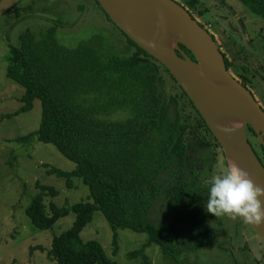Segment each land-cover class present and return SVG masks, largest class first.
Instances as JSON below:
<instances>
[{"label":"trees","instance_id":"16d2710c","mask_svg":"<svg viewBox=\"0 0 264 264\" xmlns=\"http://www.w3.org/2000/svg\"><path fill=\"white\" fill-rule=\"evenodd\" d=\"M241 1L264 18V0ZM197 2L182 5L195 19ZM205 12L199 11L200 16ZM58 27L59 23L37 34L28 29L18 45L10 44L7 77L24 89L22 107L14 115L31 111L35 100L43 108L39 129L17 142L36 139L56 146L76 169L45 165L48 173L66 179L70 188L74 178L82 179L91 200L48 205L47 198L60 192L37 182L39 193L26 210L36 227L51 229L71 213L76 219L54 237L50 250L35 249L47 252L54 264H116L99 241L82 237L99 211L113 230L114 255L119 228L149 234L144 247L129 254L143 257V264H152L146 250L153 244L175 262L181 253L213 247L221 223L201 229L215 216L206 210L210 184L202 173L209 159L217 162L225 153L193 102L169 71L121 30L137 47L126 56L116 54L106 41L66 46L58 39ZM262 32L264 39V25ZM180 46L195 60L186 46ZM228 65L234 74L252 81L257 75L239 58L227 64L229 69ZM169 84L178 92L168 93ZM122 110L129 113L127 118L109 119Z\"/></svg>","mask_w":264,"mask_h":264},{"label":"rangeland","instance_id":"374dc122","mask_svg":"<svg viewBox=\"0 0 264 264\" xmlns=\"http://www.w3.org/2000/svg\"><path fill=\"white\" fill-rule=\"evenodd\" d=\"M181 5L188 0H174ZM193 9L196 19L222 43L229 58H239L257 74L255 97L264 107V39L260 36L264 18L254 14L241 0H197ZM199 11H206L200 16ZM59 23V41L74 47L82 40L95 43L106 41L120 56L137 50L128 38L109 19L96 0H23L0 17V264H54L47 252L35 249L43 246L50 250L56 235L72 227L76 214L63 217L51 229H40L26 214L39 191L37 182L54 186L60 195L48 197L47 204L55 202L60 207L90 201L89 187L82 179L74 178L70 188L64 178L48 173L52 168L73 171L76 164L67 159L52 143L32 139L17 142L39 129L42 123V102L34 101L29 112L14 115L21 107L24 89L7 77L10 44L18 45L19 37L28 29L36 34ZM263 35V34H262ZM242 53V54H241ZM167 92L177 93L173 84ZM13 115L10 118H2ZM129 116L126 111L113 113L110 120ZM222 154L217 162L209 159L202 173L210 184V178L219 172ZM227 157H224V160ZM212 168V171H211ZM213 247H202L190 253L179 254L175 262L166 258L161 248L153 244L146 250L152 264H264V237L241 217L214 216L201 229L218 223ZM118 252L113 254V230L99 211L82 232L86 242L97 240L108 258L116 264H143V257L131 258L133 251L141 250L148 242L147 232L117 229ZM222 232V233H221Z\"/></svg>","mask_w":264,"mask_h":264},{"label":"water","instance_id":"95a60500","mask_svg":"<svg viewBox=\"0 0 264 264\" xmlns=\"http://www.w3.org/2000/svg\"><path fill=\"white\" fill-rule=\"evenodd\" d=\"M23 0H0V17ZM111 21L132 41L159 61L193 102L225 156H232L262 184L264 166L255 153L246 126L259 135L264 145V109L250 90L228 73L223 54L213 35L181 4L174 0H96ZM169 26L178 39L167 47L153 39L155 23ZM193 54L191 59L181 48ZM215 99L227 122L238 121L242 130L225 137L211 122L214 109L204 100ZM264 237V223H251Z\"/></svg>","mask_w":264,"mask_h":264},{"label":"clouds","instance_id":"9594fccd","mask_svg":"<svg viewBox=\"0 0 264 264\" xmlns=\"http://www.w3.org/2000/svg\"><path fill=\"white\" fill-rule=\"evenodd\" d=\"M239 127L238 121L223 125L224 133H231ZM264 187L255 183L250 173L237 162L220 161L219 172L210 178L206 210L216 217L230 215L241 217L246 224L264 223Z\"/></svg>","mask_w":264,"mask_h":264},{"label":"bare ground","instance_id":"6f19581e","mask_svg":"<svg viewBox=\"0 0 264 264\" xmlns=\"http://www.w3.org/2000/svg\"><path fill=\"white\" fill-rule=\"evenodd\" d=\"M153 39L156 42L163 43L165 46L170 47L173 46L175 41L178 39V35L176 34V31L169 26H163L161 23H155V27L153 28ZM209 106H211L214 111H215V116L216 118H213L211 122L217 127L218 129L221 130V127L223 125L228 124L224 114L221 112L219 107L216 105L215 99L208 98L204 100ZM242 130L241 126H239L235 131L231 133H224L225 137H230V135H237V133H240ZM232 160L238 163L232 156L228 154V161ZM241 167L242 165L238 163ZM243 168V167H242ZM244 169V168H243ZM262 187H264V179L262 180ZM261 200L264 201V197H261Z\"/></svg>","mask_w":264,"mask_h":264},{"label":"flooded vegetation","instance_id":"af4514ba","mask_svg":"<svg viewBox=\"0 0 264 264\" xmlns=\"http://www.w3.org/2000/svg\"><path fill=\"white\" fill-rule=\"evenodd\" d=\"M213 35V34H212ZM215 41L217 42L218 46H219V50L220 52L223 54L225 62H226V66L228 63H232L234 58H229L227 56V52L224 50V48L222 47V43H220L215 36L213 35ZM229 69L228 73L230 75H232L235 79H237L239 82H241L248 90L251 91V93L253 94V96L255 97V93H256V83L254 81L255 78H253V81L250 79H247L245 77L239 76L238 74H234L232 65H228ZM257 76V75H256ZM257 94V93H256ZM256 98V97H255ZM257 100V99H256ZM263 107V106H262ZM264 109V107H263ZM246 133L248 135L249 141L255 151V153L257 154L260 162L262 163V165L264 166V153L263 150L261 148V145L264 147L263 143H261L260 141V137L259 135H257V133L252 129V127L250 126H246Z\"/></svg>","mask_w":264,"mask_h":264}]
</instances>
